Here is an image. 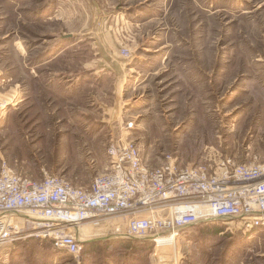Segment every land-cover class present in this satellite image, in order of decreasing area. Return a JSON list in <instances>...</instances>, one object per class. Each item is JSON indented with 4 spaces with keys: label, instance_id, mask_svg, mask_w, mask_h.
<instances>
[{
    "label": "rangeland",
    "instance_id": "1",
    "mask_svg": "<svg viewBox=\"0 0 264 264\" xmlns=\"http://www.w3.org/2000/svg\"><path fill=\"white\" fill-rule=\"evenodd\" d=\"M127 141L150 166L264 158V0H0V165L86 186ZM84 227L77 256L28 234L1 264H264V227L183 229L127 258Z\"/></svg>",
    "mask_w": 264,
    "mask_h": 264
},
{
    "label": "built area",
    "instance_id": "2",
    "mask_svg": "<svg viewBox=\"0 0 264 264\" xmlns=\"http://www.w3.org/2000/svg\"><path fill=\"white\" fill-rule=\"evenodd\" d=\"M108 154V169L86 186L47 172L37 180L3 161L0 248L28 234L40 235L77 256L81 236L91 237L83 232L87 224L99 227L103 239L154 243L159 235L176 237L200 223L237 224L243 230L264 227V158L241 163L210 155L207 165L181 166L168 156L150 166L131 141L111 144ZM157 207L168 214L141 216ZM2 258L0 253V264Z\"/></svg>",
    "mask_w": 264,
    "mask_h": 264
},
{
    "label": "trees",
    "instance_id": "3",
    "mask_svg": "<svg viewBox=\"0 0 264 264\" xmlns=\"http://www.w3.org/2000/svg\"><path fill=\"white\" fill-rule=\"evenodd\" d=\"M221 225V223L219 222H213V223H200V224H196L194 225L192 228H200L201 229H211V226H219ZM212 227V228H213ZM95 241L91 242H86L84 245L85 246H91L93 245ZM100 242H103V245L106 246H113L112 248H117L115 249L116 252L115 253V257L116 258H127V254H129L131 249H139L140 247H144L146 248L147 246L151 245V241H142V240H133V239H121V240H116V242H110L106 239L100 240ZM114 253H107V254H114ZM106 254V255H107ZM124 264H126V259H123L122 261Z\"/></svg>",
    "mask_w": 264,
    "mask_h": 264
},
{
    "label": "bare ground",
    "instance_id": "4",
    "mask_svg": "<svg viewBox=\"0 0 264 264\" xmlns=\"http://www.w3.org/2000/svg\"><path fill=\"white\" fill-rule=\"evenodd\" d=\"M167 196V194H164V196H161V197H166ZM233 225V224H232ZM84 228H86V227H84ZM86 230L89 232V229H87L86 228ZM86 230L85 231H83L84 233L86 232ZM174 236H175V234H172V235H170V234H167V235H159L157 238H156V242L157 243H154V244H156V246L158 245V244H160V245H162L163 243H161V241H163V240H168V239H172V238H174ZM116 240H118V239H116ZM160 241V242H159ZM152 242V241H151ZM171 243H175L174 241L173 242H171ZM169 246V244H166V246Z\"/></svg>",
    "mask_w": 264,
    "mask_h": 264
},
{
    "label": "crops",
    "instance_id": "5",
    "mask_svg": "<svg viewBox=\"0 0 264 264\" xmlns=\"http://www.w3.org/2000/svg\"><path fill=\"white\" fill-rule=\"evenodd\" d=\"M106 48V47H105Z\"/></svg>",
    "mask_w": 264,
    "mask_h": 264
}]
</instances>
